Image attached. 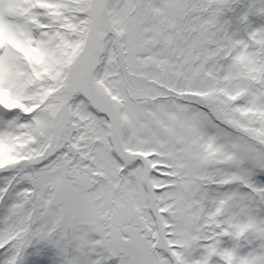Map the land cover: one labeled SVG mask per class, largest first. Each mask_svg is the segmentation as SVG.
Returning a JSON list of instances; mask_svg holds the SVG:
<instances>
[{"label": "snow or ice", "instance_id": "snow-or-ice-1", "mask_svg": "<svg viewBox=\"0 0 264 264\" xmlns=\"http://www.w3.org/2000/svg\"><path fill=\"white\" fill-rule=\"evenodd\" d=\"M0 264H264V0H0Z\"/></svg>", "mask_w": 264, "mask_h": 264}]
</instances>
